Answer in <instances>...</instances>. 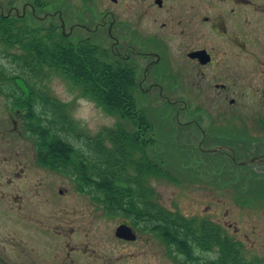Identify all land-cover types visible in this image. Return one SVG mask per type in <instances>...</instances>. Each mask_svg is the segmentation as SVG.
<instances>
[{
  "label": "flooded vegetation",
  "instance_id": "obj_1",
  "mask_svg": "<svg viewBox=\"0 0 264 264\" xmlns=\"http://www.w3.org/2000/svg\"><path fill=\"white\" fill-rule=\"evenodd\" d=\"M25 4L21 12L12 5L7 16L57 35L61 50L86 46L103 51L108 61L131 73L137 85L134 93L173 103L178 121L185 115L183 123L190 131L203 134L194 146L229 148L231 155L224 159L239 167L263 165L256 163H264V156H250L251 144L231 132L264 131V0H28ZM38 10L44 26L29 21L30 12L34 16ZM8 110L24 128L25 112ZM24 130L22 139L0 138V264H143L142 258L163 249L169 252H164L168 264H224L225 239L233 244L236 264H264V219L252 218L255 213L263 217L264 211L248 206L251 195L245 188L235 194L233 221L223 212H213L206 202L201 213L191 209L183 215L184 253L176 238L158 230L157 236L140 237L135 228H149L129 220L116 227L114 236L91 235L94 203L108 215V199L103 204L87 194L90 202L83 207L79 176L67 174L63 158L50 150L63 142L31 139L32 133ZM137 132L128 134L136 137L129 140L133 147L149 145L155 137L153 126ZM7 133L6 128L0 130V136ZM242 147L244 152L232 149ZM245 173L264 179L260 172ZM65 179L73 180L75 197H70V189L58 186ZM206 190L221 202L219 189ZM151 199L154 206L160 205L154 192ZM120 225L130 227L135 238L117 236Z\"/></svg>",
  "mask_w": 264,
  "mask_h": 264
},
{
  "label": "trees",
  "instance_id": "obj_2",
  "mask_svg": "<svg viewBox=\"0 0 264 264\" xmlns=\"http://www.w3.org/2000/svg\"><path fill=\"white\" fill-rule=\"evenodd\" d=\"M0 46L8 47H0V93H8L6 100L9 109L25 112L26 128L32 133V138L62 141L53 144L50 150H56L60 158H63L67 174L79 176L80 190L87 192L99 203L106 204L108 199L109 213L122 215L133 225H141L146 229L152 226L161 235L176 238L178 250L184 253L185 217L169 212L161 205L155 207L151 199L152 189L143 181L144 173H156L168 178L170 174L151 161H147L148 164L141 168L136 165L135 175L125 172L132 162L129 160L128 147L133 146L129 145L128 140L134 138L129 136L131 134L126 135L121 128L106 133L112 150L103 140L87 138L86 146L77 152L75 132L60 113V106L50 111L52 102L47 95L39 92L34 83L44 67L62 70L65 76L81 84L90 97L107 109L118 112L122 118H134L137 120L136 126L147 132L150 124L138 112L134 93L137 85L131 73L108 61L105 53L96 47H65L61 50L57 35L44 33L30 27L25 20L20 22L2 14ZM15 47L22 49L21 54L13 50ZM59 148L63 150L62 153ZM50 165L57 169L52 163ZM223 254L224 264L238 263L233 258V244L228 239L223 244Z\"/></svg>",
  "mask_w": 264,
  "mask_h": 264
},
{
  "label": "rangeland",
  "instance_id": "obj_3",
  "mask_svg": "<svg viewBox=\"0 0 264 264\" xmlns=\"http://www.w3.org/2000/svg\"><path fill=\"white\" fill-rule=\"evenodd\" d=\"M27 1L28 0H16V2H14L13 0H0V14L2 11L5 14L2 16L8 17L7 13L14 4V7L21 12ZM41 16L42 13L39 10L36 11L34 16L31 15L30 12V23H32L33 26H44L42 19H40ZM0 47L4 49L8 48L6 46ZM13 50H18L20 54L22 52V49L18 47H15ZM34 83L39 92L41 94L44 93L45 96L47 95L46 97L49 98L48 100L52 102L53 108L50 105V111H55L56 106H60V113L67 119L69 127L75 132L80 150H83L82 147L86 146L87 138L103 140L109 147V150H112L113 147L106 136L109 130H120L121 128L126 130L124 131L126 135L138 134L137 130L139 127L136 126L137 120L130 117L128 119L122 118L121 114L118 112L109 108L107 109L101 103L86 94L81 84L75 83L69 77L65 76L62 70L44 67L41 74L35 78ZM151 97L152 96L149 97L144 95L142 92L139 95L135 93L138 112H141L145 116L146 121L149 122L148 124H150L151 127L153 126L155 137L151 140L149 145L140 146L139 148L128 147L130 149L128 152L129 160L132 161L128 164V174H133L134 170L136 171V165L140 168L143 165H147V161L156 163V167L158 166V168L162 166V168L170 174L169 178L164 175H155L156 173H144L145 177L143 181L149 189H152L151 192H154L155 198L161 206L169 211L176 212L175 214L179 213L181 216L188 215L191 209L201 213V207L203 209L206 202L207 206H211L212 209H210L213 212H223L225 218L233 221L236 217V212L234 211L235 194L239 193L237 189L242 188H245L251 195V199L247 202L248 206L255 209V212L264 211V179L245 173L246 171L251 172L253 170L264 174V163H256L263 165L253 164L252 166L244 165L243 167H239L238 164L230 163L228 160L224 159L225 156L228 157L231 155L229 148L205 147L204 143L202 145L203 147H200L198 144L194 146L193 142H199L203 134L190 131V126L183 123L186 120L184 114L180 116V122L177 120L178 118L172 106L174 105L173 103L170 104L168 101L153 99ZM81 98L94 101L96 104L95 108L88 110L87 120L83 122L73 119V113L77 108H81L77 103ZM8 109L7 100L4 98V95H0V130L5 128L9 130L7 135L3 134L0 138H10L13 140L22 139L23 134H27L24 130L25 128L27 131L26 124H24L23 128L15 113ZM43 109L44 107L42 110ZM101 112L103 115H101ZM105 117H112L114 123L110 126L104 125L102 121ZM231 133L236 136V139L240 141H242V139L247 140L251 144L248 148L251 150L250 156L255 154L264 156V131H235ZM32 137L28 136V138L31 139ZM196 137H198L199 140H195ZM135 140L136 137L134 138V141ZM190 140L192 144L188 142ZM129 145H132V143ZM245 148L246 147L232 149L244 152ZM237 158L240 159L239 157ZM249 160L250 159H248V162ZM204 161L210 163L206 164ZM136 174L138 175L137 172ZM49 182H52V180L50 179ZM63 185L59 184L58 186L60 189L64 190L70 189V193H73L70 197H75L73 180L65 179ZM77 185L79 186V184ZM211 188L219 189L220 198L222 199L221 202L218 201L215 193L211 194V192L206 190ZM87 194L88 193L85 191L80 192V203L83 207L90 202ZM72 199L73 198H71L69 202H71ZM67 202L68 201H66V203ZM245 202L246 201H241V204L243 205ZM93 203L92 201V204ZM94 205L96 207L94 217L96 222L92 227L91 235L104 237L108 234V236H114L116 227L126 222L127 219L122 215H115L112 213L106 215L101 205L97 203H94ZM198 216H200V214ZM252 218H255L254 220H262L264 216L261 217L259 214L255 213ZM251 222L252 221H250V223ZM135 230L140 237L157 236V234L154 233L156 230L152 227H149L147 231L141 227H136ZM141 245L143 247H152L153 244L141 243ZM130 247H132V245L129 246V249ZM166 251L168 252L167 249H163V251L160 250L157 254L151 255V257H144L142 258V263L146 264L147 261H153L155 259L153 264H168L165 263L166 258L169 257H167V253H164ZM170 259L173 260V258Z\"/></svg>",
  "mask_w": 264,
  "mask_h": 264
},
{
  "label": "clouds",
  "instance_id": "obj_4",
  "mask_svg": "<svg viewBox=\"0 0 264 264\" xmlns=\"http://www.w3.org/2000/svg\"><path fill=\"white\" fill-rule=\"evenodd\" d=\"M77 103L78 105L81 106V108H77L76 111L73 113V119L80 120L82 122L86 121L88 110L95 108L96 104L94 101L84 99V98L79 99ZM101 115H103L102 112H101ZM102 123L106 126H110L111 124L114 123V120L112 117H105Z\"/></svg>",
  "mask_w": 264,
  "mask_h": 264
},
{
  "label": "water",
  "instance_id": "obj_5",
  "mask_svg": "<svg viewBox=\"0 0 264 264\" xmlns=\"http://www.w3.org/2000/svg\"><path fill=\"white\" fill-rule=\"evenodd\" d=\"M116 235L126 239L135 238V234L133 233L132 229L127 225H120L116 230Z\"/></svg>",
  "mask_w": 264,
  "mask_h": 264
}]
</instances>
